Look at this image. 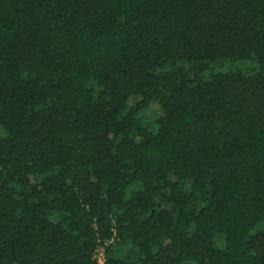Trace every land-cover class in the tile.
Wrapping results in <instances>:
<instances>
[{
  "label": "trees",
  "instance_id": "obj_1",
  "mask_svg": "<svg viewBox=\"0 0 264 264\" xmlns=\"http://www.w3.org/2000/svg\"><path fill=\"white\" fill-rule=\"evenodd\" d=\"M98 250L264 264V0H0V264Z\"/></svg>",
  "mask_w": 264,
  "mask_h": 264
},
{
  "label": "rangeland",
  "instance_id": "obj_2",
  "mask_svg": "<svg viewBox=\"0 0 264 264\" xmlns=\"http://www.w3.org/2000/svg\"><path fill=\"white\" fill-rule=\"evenodd\" d=\"M252 67H253V65L250 62H248V63L247 62H235V63H232V62H229V61H225L224 63L217 65V67L215 68V72H222V71L227 72V71H230V70H237V69H241L242 71H245V70L247 71V70L251 69ZM153 109L155 111H157V107L156 106H154ZM157 114H159L158 111H157Z\"/></svg>",
  "mask_w": 264,
  "mask_h": 264
},
{
  "label": "built area",
  "instance_id": "obj_3",
  "mask_svg": "<svg viewBox=\"0 0 264 264\" xmlns=\"http://www.w3.org/2000/svg\"><path fill=\"white\" fill-rule=\"evenodd\" d=\"M95 258H96L97 264H105V257H104L103 250H98Z\"/></svg>",
  "mask_w": 264,
  "mask_h": 264
}]
</instances>
